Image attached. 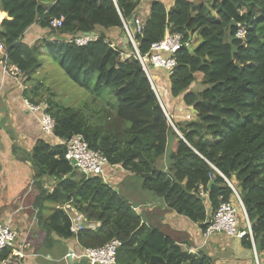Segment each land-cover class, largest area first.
<instances>
[{
  "label": "trees",
  "instance_id": "obj_1",
  "mask_svg": "<svg viewBox=\"0 0 264 264\" xmlns=\"http://www.w3.org/2000/svg\"><path fill=\"white\" fill-rule=\"evenodd\" d=\"M138 4L56 0L44 7L37 0H0V10L10 18L0 24V42L8 62L29 77L40 68V47L19 41L34 25L48 29L60 40L44 46L47 56L73 84L92 88L95 97L84 110L65 108L48 94L46 112L55 122L52 137L82 136L91 151L105 156L108 166L138 177L144 192L168 201L169 209L199 224L202 234L220 205L239 208L234 190L255 250L264 252V0H213L209 6L175 0L170 9L152 1L146 18L136 14ZM60 17L62 27L50 29L49 21ZM133 18L144 25L137 40L140 54L168 35L177 33L184 41L197 35L198 45L175 53L172 75L158 74L165 87L155 83L165 89L172 105L182 102L193 110V123H174L166 100H158L131 46L127 52L111 43L109 33L119 39L122 23ZM232 22V36L239 30L245 33L242 40L233 41L238 47L233 54L227 36ZM86 34H95L96 40L83 47L68 43ZM153 75L157 82L156 71ZM102 93L105 103L98 101ZM37 153L40 174L58 181L54 195L71 200L88 222L100 225L78 234L83 249L117 239L122 243L118 264H213L144 224L135 208L101 177L81 175L65 160L66 149L59 142H42ZM200 187L206 198L199 195ZM56 219L58 233L69 234L67 220L60 213ZM242 241L251 248L249 237Z\"/></svg>",
  "mask_w": 264,
  "mask_h": 264
},
{
  "label": "crops",
  "instance_id": "obj_2",
  "mask_svg": "<svg viewBox=\"0 0 264 264\" xmlns=\"http://www.w3.org/2000/svg\"><path fill=\"white\" fill-rule=\"evenodd\" d=\"M37 1L48 7L56 0ZM152 1L160 2L170 9L175 0H139L136 14L146 18ZM5 20L10 18L0 10V24ZM130 22L131 20L128 23ZM113 34L109 33L113 39L110 40L111 43L122 50L127 45L124 33L120 34L119 39L114 38ZM58 40L60 39L50 34L48 29L34 25L24 33L19 44L27 47L38 44L39 55H47L44 46ZM9 68L16 67L8 60L4 63L0 59V222L7 223L17 233V240L1 254L0 264H86L83 259L77 258L83 251L78 243V234L70 232L75 213L81 212L74 207L71 200L64 202V196L54 195L58 184L56 179L39 172L37 149L40 143L55 146L60 139L45 135L39 116L27 111L26 102L46 105L47 97L42 93L47 87L40 83L27 84L30 78L24 74L6 75L5 72L9 73V70L4 69ZM41 70L40 65L32 75H37ZM159 73L163 75V72L156 71L158 81L155 83L162 85L158 78ZM52 96L55 100V96ZM176 105H172L169 97L166 98V107L172 121L181 124L183 120L177 116L176 109L184 104ZM188 111L193 112L192 109ZM105 175L112 177L108 184L119 193L121 182L127 176H132L119 166L111 172L106 169ZM141 191L143 192L142 188ZM144 194L148 197L144 204H139V198L133 192L124 195L144 224L158 229L188 254L206 256L213 264H254L252 247L246 246L244 241L216 234L205 236L199 224H194L169 209L168 201L162 199L161 203L150 199L147 193ZM204 196L206 198L205 192ZM57 198L60 199L56 201ZM57 213L67 220L69 234L58 233ZM82 225L84 230H96L100 226L97 222H88L84 217ZM71 252L75 255L74 258H68ZM260 263H264V256Z\"/></svg>",
  "mask_w": 264,
  "mask_h": 264
},
{
  "label": "built area",
  "instance_id": "obj_3",
  "mask_svg": "<svg viewBox=\"0 0 264 264\" xmlns=\"http://www.w3.org/2000/svg\"><path fill=\"white\" fill-rule=\"evenodd\" d=\"M62 21V17L58 19H51L48 26L50 29H59L62 27ZM122 24L126 41L133 49V57L141 66V70L146 75L153 92L157 96L158 92L155 88L156 84L154 83L155 77L153 73L155 71H160L167 73L169 76L172 75L173 70L176 67V61L174 58L175 53L183 47L189 49L192 46L193 41L192 39L184 41L183 37L177 33L171 34L164 37L162 40L151 44L148 53L140 54L137 48V40L138 37L143 34L144 25L138 18H133L130 23L123 22ZM244 34L245 33L242 30H239L235 37L242 40ZM94 40H96L95 34H86L74 37L68 40V43H72L76 47H83L92 43ZM0 59H2L4 63L8 60L7 49L1 42ZM5 70H9V73L5 72V74L9 76L14 74L22 75V73L16 68L4 69V71ZM26 108L28 112L39 116L42 131L45 135L52 136L55 122L50 115L47 114L46 105L44 103L41 105H34L26 102ZM58 142L60 146H63L66 149L65 160L69 163L74 162L75 164L73 167L77 169L81 175L85 177L98 176L101 177L105 183L111 182V180H108L107 175H105V171L108 169L111 172L116 169V167L108 166L107 159L100 152L91 151L82 136L74 135L68 140L60 139ZM199 189V195L204 197V191L201 187ZM234 195L245 218L244 230L239 228L237 209L231 204H222L212 217L211 223L205 232V236L221 233L231 239H237L239 241L249 237L254 255V264H262L258 261L256 256L251 228L249 222L247 221L243 204L235 191ZM83 217L84 216L81 213H75L70 225L71 233L77 235L84 230V226L82 225ZM16 240L17 233L13 231L7 223L0 222V253L6 248H11ZM121 245L122 243L119 240L113 239L101 247L83 249L77 258L83 259L86 264H118L116 256ZM17 255L20 256L18 253ZM68 257L74 258L75 255L71 252Z\"/></svg>",
  "mask_w": 264,
  "mask_h": 264
},
{
  "label": "rangeland",
  "instance_id": "obj_4",
  "mask_svg": "<svg viewBox=\"0 0 264 264\" xmlns=\"http://www.w3.org/2000/svg\"><path fill=\"white\" fill-rule=\"evenodd\" d=\"M188 2H192L194 4H199V3H205L206 5H210L213 0H186ZM217 1V0H216ZM175 2V1H174ZM193 15V13H191ZM254 17H258V14L256 11L253 12ZM196 36L193 38L194 45L191 46L194 47L195 44L198 45L199 42L196 40ZM227 41V40H226ZM128 45V43H127ZM124 45L122 47V50L126 51L129 46ZM128 52V51H127ZM126 58L128 56H125ZM38 62L41 65V71L38 72L37 75H30L29 76V81H27V84H38L40 83L43 86H46L47 88H43V93L44 97H48V91L52 93V95L55 96V100L59 102L63 107L65 108H73V109H79V110H84V107L90 102V100L95 97L91 92L92 88L89 90H84L82 88H79L75 84H73L70 80L66 78V76L63 74L62 70L57 66L54 61L49 58L47 55L42 54L38 55ZM155 83V82H154ZM156 90H158V95L161 100V102H165L167 98V94L165 89L162 86L155 87ZM203 86L200 84L196 89V91L200 92L202 90ZM104 94L102 93L101 95H98V101L101 103H105L103 101L104 99ZM109 103H113V100L111 98L108 99ZM182 102L178 103L181 104ZM177 106V105H176ZM188 109L191 108H186L184 106L177 107V116L181 117L184 123H193L196 121V117L194 115V112L188 111ZM114 174V173H113ZM112 177H109L108 180H111ZM113 183V182H112ZM140 179L135 176H127L120 185V195L123 199H126L124 194H129L130 192L134 193L135 196H137L139 199L138 202L139 204H144L145 199L148 197L144 194L147 192H142L141 187H140ZM143 197H142V195ZM150 199L158 200L159 202L162 203V199H159L155 197L154 195L147 193ZM136 200V199H135ZM158 204V203H157ZM158 206V205H156ZM140 213H142V210L140 209ZM237 219L239 221V228L244 230V217L242 214V211L237 208ZM257 254V259L261 261V259L264 256V252H256ZM254 261V260H253Z\"/></svg>",
  "mask_w": 264,
  "mask_h": 264
},
{
  "label": "water",
  "instance_id": "obj_5",
  "mask_svg": "<svg viewBox=\"0 0 264 264\" xmlns=\"http://www.w3.org/2000/svg\"><path fill=\"white\" fill-rule=\"evenodd\" d=\"M233 26H235V23L234 22H232L231 25L229 26V28H228V35H227L228 36V40H229V45H230V48H231V53L232 54L238 51V47H236V46L233 45V41L236 40V37H234V36L231 35V29H232ZM157 98L160 101L158 95H157ZM169 123L172 125L171 122H169ZM172 128L174 129V127H172ZM174 131H175V129H174ZM70 164L72 166H74L75 163L74 162H71ZM212 182L210 184H212ZM229 187L231 188V186H229ZM233 240L239 241L237 239H233ZM68 258H70V257H68Z\"/></svg>",
  "mask_w": 264,
  "mask_h": 264
},
{
  "label": "clouds",
  "instance_id": "obj_6",
  "mask_svg": "<svg viewBox=\"0 0 264 264\" xmlns=\"http://www.w3.org/2000/svg\"><path fill=\"white\" fill-rule=\"evenodd\" d=\"M232 189V188H231ZM233 190V189H232ZM233 192H234V190H233ZM237 194V193H236ZM235 196V195H234ZM241 210V209H240ZM245 210V209H244ZM243 214V213H242ZM243 217H244V215H243ZM247 217V216H246ZM247 221H248V219H247ZM249 222V221H248ZM238 225H239V223H238ZM244 225H245V218H244ZM250 225V224H249ZM256 251V250H255ZM251 253H252V256H253V260H254V255H253V252H252V249H251ZM256 256H257V254H256ZM259 261V260H258ZM260 262V261H259Z\"/></svg>",
  "mask_w": 264,
  "mask_h": 264
}]
</instances>
